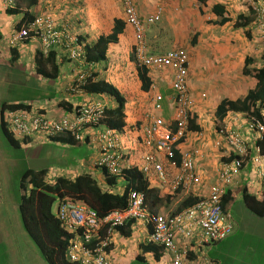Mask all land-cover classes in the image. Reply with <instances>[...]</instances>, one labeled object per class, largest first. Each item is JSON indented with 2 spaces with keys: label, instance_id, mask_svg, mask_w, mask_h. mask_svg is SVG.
I'll return each mask as SVG.
<instances>
[{
  "label": "crops",
  "instance_id": "crops-1",
  "mask_svg": "<svg viewBox=\"0 0 264 264\" xmlns=\"http://www.w3.org/2000/svg\"><path fill=\"white\" fill-rule=\"evenodd\" d=\"M34 1L31 6L22 2L20 4L22 10L31 17L48 16L58 29L68 27L84 46H91L98 36L108 35L114 19L123 20L122 9L117 0ZM96 5L97 9L95 10ZM114 5L117 7L114 8ZM158 6L164 8V13L158 22L147 27L146 44L151 53L162 54L170 50H179L188 55V88L194 99L192 115L196 117L195 122L199 131H190L186 140L178 145V152L197 148L201 153L195 162L200 180L191 192L180 191V194L169 204L166 210L163 204L157 209V212L168 213L173 212L176 204L189 195L199 198L208 194L211 184L215 182L220 164L228 160L226 159L228 152L224 151L220 157V152L216 151L215 143L222 139V136L218 134L221 128L239 133L250 147L257 145L258 136L250 131L254 136L251 137L247 127V119L250 117L248 114L229 111L223 121L220 122L215 116V111L221 101L243 99L249 90L255 88L257 80L254 75L264 67V38L257 31L253 15L245 0H203L201 3L198 0H137L138 15L147 18L154 14ZM218 6L222 7L223 10L219 8L216 12H225L230 19L228 22L220 23L222 16L217 15L214 10ZM90 7L94 14L90 11ZM102 8L116 10L113 12L115 15L110 20L105 18L103 16L105 10ZM23 17L22 12L12 15L6 14L0 2V65L7 69L6 74H4V82L6 85L12 86L14 83L15 88H22L21 69L24 55H26L27 58L33 60V70L30 75L35 76V78L29 77L28 82L30 83L32 79L38 81L39 88L46 97L45 101L48 98V102L43 105L39 104V101H33V105L27 103L29 101L24 102L19 97H0V125L2 118L6 119L8 113L6 110L1 114L3 105L29 104L32 111L40 110L39 113L52 119H59L63 116L71 117L70 114L78 105L100 102L105 105V108L115 107V104L111 105L115 101L112 97L92 96L73 92L70 89L74 78L86 67L80 61L69 60L67 50L53 48L57 53L56 61L60 71L56 79H46L36 74L35 54L37 51H43L38 41L29 40L26 44L10 49L7 40L14 31L16 24L21 22ZM237 19L239 26L236 25ZM81 27L85 28L84 31L87 33L81 32ZM132 47V30L127 25L124 33L118 35V43L109 46L107 60L93 65L98 80H105L116 87L126 99L125 126L121 133V142L130 170L141 167L143 154L154 153L153 149L143 145L144 127L149 124L148 114L151 111L150 101L153 95L151 87L153 85L156 91L166 99L163 103V110L158 115L161 114V117L169 122L174 113L169 99L172 94L170 88L171 69L166 68L159 72L151 71L152 86L148 91H143L141 81L137 77L136 67H129L133 64L131 59ZM125 64L130 69L129 71L126 70L127 68L124 69ZM17 74L19 75L17 76ZM12 90L9 89V92L12 93ZM64 102L67 105L62 107L61 103ZM66 107H71V112L66 110ZM5 126L7 128V125ZM0 135L4 140L1 126ZM84 139L87 142L83 141L82 144L91 148V152L94 150L91 160L81 161L78 157H73L69 161V155H65L67 156V163L65 156L63 159H58L55 168H46L49 170L47 176L49 175L51 179L56 177L55 180L59 177L74 179L82 173L91 172L96 177L90 173L91 176L96 179L102 189H109L104 173L95 165L98 159L96 144L91 138H89L90 140L86 137ZM21 143L18 149L24 151V160L26 159L31 165L26 170L33 171L42 170L34 167L33 161L39 162L37 160L42 156L39 150L47 148L45 146L62 147L69 151L81 144L71 146L58 142L52 143L39 136L31 137L27 142ZM222 144H224L223 141ZM261 150L264 151L262 147ZM129 153L132 156L131 159H129ZM1 154L2 152L0 153V166L6 167L8 170L9 166H15L16 162L9 156L7 159L6 155L3 154L2 156ZM254 154L251 150L233 186L227 189L235 200H242L241 191L243 188H247L256 197L264 194L255 178L256 170L251 163ZM159 158H161L160 161L166 172L167 180L171 179L175 173L174 169L163 156H159ZM143 177L148 183V187L153 189L159 198L164 200L171 195L167 183L161 181L155 171L152 170ZM8 181L7 176L4 179V176L0 174L1 254L4 255L9 264H48L38 253L23 229L18 208L23 190L19 184V199L18 197L13 199L12 196L15 195L7 190ZM30 188L29 185L27 191ZM122 191L116 192L122 193ZM255 227L257 230H262L264 224L255 225ZM239 230V226L236 225L232 235L227 239L202 248L196 246L188 264H264V249L256 251L248 241L239 237ZM122 231L123 234L121 232L114 233L112 236V245L107 252L109 264H155L153 253H143L142 250V246L148 244V228L139 222H134L127 227L125 225ZM259 235L264 241V233ZM166 257V259L165 256L162 257L164 264L166 261L169 263L168 255Z\"/></svg>",
  "mask_w": 264,
  "mask_h": 264
},
{
  "label": "built area",
  "instance_id": "built-area-1",
  "mask_svg": "<svg viewBox=\"0 0 264 264\" xmlns=\"http://www.w3.org/2000/svg\"><path fill=\"white\" fill-rule=\"evenodd\" d=\"M117 1L122 9L123 20L132 30L136 67H145L150 72H159L166 68L172 71V94L169 99L174 110L173 118L166 122L161 114L158 115L162 112L166 99L153 85L149 124L144 127L143 145L153 149L154 153L141 156L140 170L143 175L155 171L159 179L167 183L170 193L179 189L189 193L200 180L195 162L201 153L197 148L182 151L179 152V161L175 160L178 145L182 140L184 142L189 134V115L194 107V99L188 88V55L179 50H170L158 55L149 53L145 41L146 29L160 20L164 13L163 7L158 6L154 14L140 19L135 9L136 0ZM245 1L253 15L257 31L264 38V0ZM0 2L5 9H14L17 5V0ZM27 39L39 40L44 54L50 46H60L68 51L69 59L80 61L86 67V71L78 75L77 84L71 88L73 92H79L80 86L91 76L93 65L85 62L83 46L78 38L66 27L58 29L48 16H40L12 34L8 43L10 47H15ZM104 109L105 105L100 102L90 103L77 107L70 114L71 117L63 116L59 119L25 111H10L4 120H7L8 131L19 138L38 135L46 140L69 133L72 138L82 140L87 136L97 147L96 166L109 176L120 178L130 166L123 151L122 132L101 123ZM247 120L249 132L252 131L261 140L264 136V120L262 122L251 117ZM252 132L250 136L254 137ZM218 134L222 139L217 141L215 146L223 147L228 152V160L220 164L208 194L181 212L153 213L145 204L144 194L137 191H129L125 210H113L103 218L82 204L70 200L59 202L57 218L66 230L74 234L66 251L68 261L78 264H109L107 249L112 244L114 229L125 225L128 220L139 222L148 228L147 242L163 244L169 253L170 264H184L189 252L196 246L202 248L232 235L235 223L229 212L223 209L221 199L227 189L233 186L251 150L255 153L251 158L256 170L255 178L264 192V154L258 145L250 147L243 136L235 131L221 128ZM159 156L167 159L174 169L175 173L171 179L167 180Z\"/></svg>",
  "mask_w": 264,
  "mask_h": 264
},
{
  "label": "trees",
  "instance_id": "trees-1",
  "mask_svg": "<svg viewBox=\"0 0 264 264\" xmlns=\"http://www.w3.org/2000/svg\"><path fill=\"white\" fill-rule=\"evenodd\" d=\"M202 1L203 0H198L199 3H201ZM22 2H24V4L28 6H31L32 3H34L35 1L17 0V5H16L17 9L5 10L6 14L9 15L17 14L20 12L24 14L22 21L16 24L15 26L16 30L20 28L24 20H28L29 22L33 20V17L29 16L27 12H24L22 10L20 5L22 4ZM219 8L223 10L222 7L218 6L214 8L215 12ZM135 9L137 10V0L135 3ZM218 14L222 16L220 23L228 22L230 20L225 12L217 13V15ZM140 19H144V18L140 17ZM237 22L238 19L236 21V25ZM237 26H239V24ZM126 27L127 24L125 23V21L121 19H114L110 33L108 35L98 36L91 46H87V45L84 46L83 52H84L85 62L88 64L90 63L92 65H96L100 62L106 61L109 46L111 44L118 43V35L124 33ZM145 38H146V33H145ZM28 41L29 40L27 39L22 44H26ZM36 41L39 42V40ZM19 45L11 49L18 47ZM53 48L64 49L60 46H52V47L50 46L46 54H44L42 51H37L34 58V62L36 64V74L46 79H56L60 71L59 64L56 61L57 53ZM131 54H132L131 59L133 60L134 55L133 53ZM151 54L158 55L155 53H151ZM136 69L138 71L137 77L141 81L142 90L148 91L152 86V82H153L150 76L151 74L150 71L145 67H136ZM82 72L83 71H81V73ZM78 75L72 81L70 89L77 84L76 79ZM254 76L257 80L256 86L252 90H249L243 99H239L235 101L226 99L219 103L215 111V116L220 122L223 121V119L225 118L226 114L229 111L244 112L248 114L251 118L263 122L264 67L258 70ZM79 92L90 94L92 96L105 95L114 98L115 107L104 109L103 111L104 117L102 118L101 123L105 124L107 127L115 131L122 132L125 126L126 99L118 91V89H116V87L106 82L105 80H98L97 73L91 72V76L86 78L85 83L80 86ZM66 105L67 104L65 102L61 103L62 107H65ZM79 106L81 105L76 106L74 110ZM6 110H8L7 112L25 111L30 114H37L44 116L38 112L40 110L32 111L31 105L29 104H15L12 106L3 105L1 109V114ZM66 110L71 112V107H66ZM195 121H196V117H194L191 113L189 115V125H188L189 132L199 131V127L197 126ZM5 125H6L5 122L2 120L0 125L2 136L6 140L9 146L18 149L19 146L22 144L21 142L25 143L30 139L29 137H24L22 141L15 139L12 136V134L8 132ZM87 139L89 138L87 137ZM84 140L86 139L76 140L72 138L69 133L55 137H49L46 139V141L52 143L58 142L71 146L77 145L78 143L82 144ZM256 144L260 148L262 147L264 149V136H262L261 140H257ZM261 152L262 154L264 153L263 150H261ZM175 160L179 161L178 151L175 152ZM102 172L106 177V184L108 185V187H114L117 183V178L109 177L106 174V172L104 171ZM46 176H47L46 169H42L39 171H33L30 169L25 170L21 178L22 180L20 183V188L21 190L26 192L28 186L31 185V189L29 190V193L27 195L26 194L22 195L19 201L18 208H19V214L24 231L26 232L27 236L36 247L38 253L43 257V259L48 264H78V263L69 262L67 259L66 251L68 245L70 244V241L74 238V234L64 228L61 221L58 220L57 215L53 212V206L54 203H56V201L71 200L75 203L86 206L88 209H91L94 212H96L100 218H103L113 210L126 209L128 192L130 190H135L137 192L143 193L145 197V204L148 207V209L153 213H161V212H157V209L162 204L165 205V210H166L169 204L180 194L181 191L179 189L178 191L171 193V195L166 197L164 200L159 198L156 195L155 191L148 187V183L145 181L142 172L138 167L124 171L123 177L125 178L124 181L127 184L124 186L122 193H115L108 188H107L108 190L104 188L102 189L98 184V182L96 181V179H94L91 176V174L87 172L78 175L74 179L59 177L54 181V183H48L45 180ZM241 196L245 207L252 214H254L259 218H264V194L260 195L259 197H256L255 195H252L247 190V188H243L241 191ZM199 198L189 195L188 197L179 201L178 204H176L173 213L181 212L183 209H185L186 207L192 205L197 200H199ZM234 200L235 199L232 196L231 192L226 191L225 195L221 199L223 209L225 211H228L226 208L230 203L234 202ZM131 223H134V221L128 220L125 223L126 227L129 226V224ZM125 225L115 228L114 229L115 233L121 232L123 234L122 230L125 228ZM142 250L143 253H147V252L153 253L155 264H164L162 262V257L165 256L166 259L167 258L166 256L168 255L169 263H167L166 261L165 264H170L169 253L166 251L165 246L163 244L148 243L142 246ZM193 253H194L193 251L189 252V255H187L186 257L187 261L190 260V257H192ZM186 259L183 262L184 264H188Z\"/></svg>",
  "mask_w": 264,
  "mask_h": 264
},
{
  "label": "rangeland",
  "instance_id": "rangeland-1",
  "mask_svg": "<svg viewBox=\"0 0 264 264\" xmlns=\"http://www.w3.org/2000/svg\"><path fill=\"white\" fill-rule=\"evenodd\" d=\"M96 4V3H95ZM117 6L114 5V8ZM97 9V5L95 6V10ZM100 9V8H99ZM105 11L103 12V16L105 18H109V20L114 16L113 13L116 10H113L112 8H102ZM90 11L94 14V11L90 7ZM99 11V10H98ZM85 28L81 27L80 31L83 33H87V31H84ZM260 36V35H259ZM263 38V36H262ZM136 64L135 62L131 64L129 67L132 68ZM127 68V69H126ZM124 69L130 70L128 66L125 64ZM20 70V69H19ZM33 70V60L31 58H27L26 55H24V59L22 62V88L19 89L18 87L15 88V84L13 83L12 86L6 85L4 82V74H6V67L0 65V97H19L24 100V102L31 103L34 105L33 101H39V104L45 105L46 102H48V98L45 101L44 92L40 90L38 81H35L32 79V81L29 83L28 78L34 77L30 75L31 71ZM19 74H17L18 76ZM6 79V77H5ZM9 89H13L12 93L9 92ZM52 92V91H51ZM113 100V99H112ZM111 100V101H112ZM114 101V100H113ZM114 103H111V105H114ZM47 116V115H46ZM47 148L40 149L42 156L40 159L33 161V166L39 169H46V168H55L56 167V161L58 159H63L65 155H69V161L72 160L73 157H78L81 161H90L92 156L91 148H87L86 145L80 144V146H75L74 148L68 150H65L62 147H55V146H45ZM217 152H220L221 154L225 151V149L217 148ZM6 155V158L8 159V156L10 159H12L14 162H16L15 166H9V170L6 167L0 166V174L2 176H7L9 178V181L7 183V190L9 193L14 194L15 196H12L13 199H16L18 197L19 199V184L20 180L26 170V168L31 167L30 163L25 159V153L23 150L15 149L8 145L6 140L1 138L0 135V153ZM65 162L67 163V156H65ZM132 156H130L129 153V159H131ZM221 159V158H220ZM42 164V165H41ZM8 165V161H7ZM47 170V169H46ZM49 170H47L48 173ZM91 173V172H90ZM92 174V173H91ZM93 175V174H92ZM95 176V175H93ZM96 177V176H95ZM56 178V177H55ZM54 179H51L49 175L47 176V180L50 183H54ZM125 186V182L122 178H118L116 188L119 189L121 192L122 189ZM227 210L229 214L232 217L233 222L235 223V226H239V237L245 239L248 241L249 244L252 245L255 250L264 249V241L262 240V237L259 235L260 233H264V227H262V230H257L255 225H261L264 224V219L259 218L252 214L244 205L242 200H234V202L230 203L227 207ZM53 212H56V203H54L53 206ZM0 264H9L8 260L5 259L4 255L1 254V247H0Z\"/></svg>",
  "mask_w": 264,
  "mask_h": 264
},
{
  "label": "clouds",
  "instance_id": "clouds-1",
  "mask_svg": "<svg viewBox=\"0 0 264 264\" xmlns=\"http://www.w3.org/2000/svg\"><path fill=\"white\" fill-rule=\"evenodd\" d=\"M14 9H17V7H15ZM14 9H12V10H14ZM4 10H7V9H5L4 8ZM37 17H40V16H37ZM42 17H44V16H42ZM34 18H36V17H33V19ZM32 21V20H31ZM30 21V22H31ZM124 21V20H123ZM27 22H29L28 20H24L23 22H22V25L20 26V28L24 25V24H26ZM20 28L19 29H17L16 30V28L14 29V31L12 32V34H14L16 31H18V30H20ZM60 28V27H59ZM61 28H64V27H61ZM60 28V29H61ZM66 28H68V27H66ZM69 29V28H68ZM70 30V29H69ZM11 34V35H12ZM11 37V36H10ZM10 37H9V39H10ZM78 38V37H77ZM9 39L7 40V45H8V47L11 49V48H13V47H10L9 46ZM78 41L80 42V44L82 45V42L80 41V39L78 38ZM83 46V48H84V45H82ZM43 52V51H42ZM132 53H133V47H132ZM134 55V54H133ZM135 62V57H134V59H133V63ZM136 64V63H135ZM135 67H136V65H135ZM93 72H94V70H93ZM2 120L4 121V118H2ZM5 124H6V122H5ZM7 125V124H6ZM8 130V129H7ZM9 132V131H8ZM10 133V132H9ZM12 136L15 138V139H17V140H19V141H22V139H24V138H19V137H16V136H14L13 134H12ZM34 136H38V135H34ZM34 136H30L29 138H31V137H34ZM40 137V136H39ZM42 138V137H41ZM44 139V138H43ZM45 140V139H44ZM97 153H98V151H97ZM95 165H96V163H95ZM96 168H98L97 166H96ZM98 169H100V168H98ZM101 171H104L103 169H100ZM127 170H130V168L129 169H127ZM126 171V170H125ZM105 172V171H104ZM124 173V172H123ZM107 174V173H106ZM108 175V174H107ZM109 176V175H108ZM109 177H111V176H109ZM46 178H47V176H46ZM120 178H122V179H125L124 177H123V175H122V177H120ZM46 181H47V179H45ZM117 180H118V178H117ZM55 181V180H54ZM48 183H50L49 181H47ZM117 184V183H116ZM127 183L125 182V185H126ZM31 186V185H30ZM116 189V185L114 186V187H109V189L110 190H113V189ZM31 189V188H30ZM115 189H114V192H116V191H118L119 189H116V191H115ZM124 189V188H123ZM130 191H135V190H130ZM123 192V191H122ZM29 193V191H27L26 190V192L25 191H23V194H28ZM117 193V192H116ZM129 193V192H128ZM64 201H66V200H64ZM71 201V200H70ZM59 202H62V201H60V200H58V201H56V212H55V214L57 215V207H58V204H59ZM73 202V201H72ZM115 233V232H114ZM113 233V234H114ZM113 236V235H112ZM112 245V244H111ZM111 247V246H110ZM108 252V251H107ZM70 262V261H69ZM72 263H75V262H72Z\"/></svg>",
  "mask_w": 264,
  "mask_h": 264
}]
</instances>
